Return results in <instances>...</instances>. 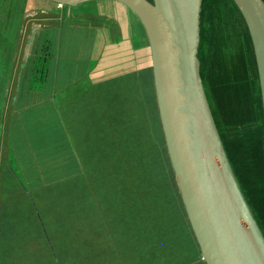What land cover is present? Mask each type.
<instances>
[{
	"label": "rangeland",
	"instance_id": "obj_1",
	"mask_svg": "<svg viewBox=\"0 0 264 264\" xmlns=\"http://www.w3.org/2000/svg\"><path fill=\"white\" fill-rule=\"evenodd\" d=\"M24 1L22 36L26 43L34 24L46 25L53 22L41 10L61 14L66 8H73L76 15L71 16L70 22L75 24H69V27L76 29L72 25L84 24L94 28L106 27L112 36L121 22V15L125 13L121 4L112 0H93L76 6L61 7L45 0ZM216 1L200 0V45L197 49L199 74L201 73L205 87L208 88L212 117L221 134L227 161L239 190L254 219H263L262 120L253 52L241 20L234 12L224 14V9L218 7ZM47 4L55 9H43ZM10 8L15 16L20 11L13 10L14 5ZM127 12V20L131 24L129 31L132 35V49L119 48L116 56L112 48L105 50L106 55L101 59L102 69L96 72L98 80L91 87L90 94L78 98L59 112L65 130L76 124H71L73 117L69 110L75 109L78 102L86 99L92 98L93 105L91 102L90 105L96 108L91 118L100 121L102 100L95 98L99 95L96 90L98 86L100 89L101 84L133 71L145 72L151 67L143 29L140 23L136 24V17L128 10ZM69 19L70 17L63 19L60 25H64L62 30L59 27L62 36L67 34L65 24ZM19 24L21 25V21ZM19 27L14 25L8 35L7 43L10 46L19 38ZM79 32L85 34L81 30ZM82 34H77V38L68 42L71 45L77 44L83 38ZM140 34L142 38H137ZM70 53L73 54V47ZM27 55L21 48L18 61L22 62ZM1 59H6L7 62H3L1 66L0 82L2 74L12 72L8 57L0 55ZM94 64L95 61H90L85 73ZM86 76L85 74L83 77ZM219 79L223 82L231 81L235 85L228 96L223 89H213L212 83L216 86ZM121 97L130 103L131 91L124 90ZM140 101L142 102L141 93ZM146 110L148 109L144 112ZM142 111L141 109L140 112ZM148 114L149 118L152 117L151 113ZM154 125L156 146L150 149V144H145L141 159L136 163H143V168L123 170L118 174L117 170L113 171L109 167L108 161L99 163L98 168L97 158L82 155L78 147L76 158L80 174L73 178L28 189L23 181L20 182L11 174L8 179L15 181L13 188L6 190L0 185V207L3 206L0 208V217L4 213L0 220V264H55L42 237L44 228L48 234L53 235L58 264H204L190 229L176 180L173 181L170 174H165V170L161 169V147L157 146L159 128L157 122ZM258 188L263 190V198ZM37 214L41 217L42 226ZM261 221L263 227H257L264 238V220ZM36 235L38 238L34 240Z\"/></svg>",
	"mask_w": 264,
	"mask_h": 264
},
{
	"label": "water",
	"instance_id": "obj_2",
	"mask_svg": "<svg viewBox=\"0 0 264 264\" xmlns=\"http://www.w3.org/2000/svg\"><path fill=\"white\" fill-rule=\"evenodd\" d=\"M47 1L76 6L93 0ZM112 1L137 18L147 39L164 143L203 263L264 264V238L231 171L200 79V0ZM232 2L253 52L264 162V5L261 0Z\"/></svg>",
	"mask_w": 264,
	"mask_h": 264
},
{
	"label": "crops",
	"instance_id": "obj_3",
	"mask_svg": "<svg viewBox=\"0 0 264 264\" xmlns=\"http://www.w3.org/2000/svg\"><path fill=\"white\" fill-rule=\"evenodd\" d=\"M29 3L31 4V1ZM121 7L125 9V13L121 15V22L118 21L117 30H112L117 36L114 32L113 36L109 34L106 27L94 28L87 24L72 25L76 28L72 29L69 24L75 23L70 22L71 16L76 15L73 8H66L61 14L41 10L46 14V18L53 22L46 25L34 24L31 27L28 55L19 62L20 49H24L26 44L22 36L25 19L22 14L19 38L11 47V57H8L12 72L2 74L0 82V159L5 166V169L0 170L1 187L6 190L13 188L15 181L8 179L11 174L20 182L23 181L28 189H35L43 184H54L80 174L72 144L76 138L71 140L70 133L66 132L61 122L59 112L72 105L78 98L90 94L91 87L98 80L96 72L102 69L101 59L106 55V49L112 48L115 56L119 48L132 49L128 12L123 5ZM45 8L53 7L47 4L43 9ZM69 17L68 23L65 24L67 34L62 36L59 29L62 30L64 25H60L63 19ZM135 20L136 24H139L136 18ZM133 24L135 25L134 19ZM134 29L136 30V27ZM77 34H82L83 38L75 43L76 45H71L68 40L77 38ZM138 37L142 38V35H137ZM135 38L136 35L133 40ZM90 61H95V64L85 73ZM3 62H7L6 59L0 60V72ZM85 74L87 76L83 77ZM72 110H69L70 115ZM3 216L2 212L0 220ZM36 216L42 226L41 217L38 214ZM42 235L55 264H58L55 259L53 235L48 234L45 228ZM37 238L38 235L33 239Z\"/></svg>",
	"mask_w": 264,
	"mask_h": 264
},
{
	"label": "trees",
	"instance_id": "obj_4",
	"mask_svg": "<svg viewBox=\"0 0 264 264\" xmlns=\"http://www.w3.org/2000/svg\"><path fill=\"white\" fill-rule=\"evenodd\" d=\"M45 1L49 2L47 0ZM25 3L26 2L24 0H0V38L2 39V43L0 44V53H4L7 57H9L8 55L12 49L11 48L12 46H10L9 43H7L8 42L7 38L10 31L13 29V26L19 25L21 21V16L23 14V9H24L23 6H25ZM216 3L219 4L218 7L224 9L225 11L224 14H227L229 11L230 13L234 12L238 16V18L241 20L243 24L246 36L248 38V33L244 26L243 20L239 12L237 11L235 5L233 4L232 0H217ZM12 5H14L13 10H17V11L20 10L16 16L11 12L10 7ZM13 20L15 21L13 22ZM8 25H10V28L6 29ZM248 42H249V38H248ZM200 78L206 96V100L212 115V111H211L212 108L210 106V94L208 92V88L205 87L202 76ZM234 86L235 85L232 84L231 81L223 82L220 79L217 81L216 86L212 83L213 89L215 88L223 89L227 96L233 91ZM96 90L99 93V95L95 98H101L102 100V103L100 105L102 107L101 108L102 112H101V116H99V118H101L99 122L91 118V114L94 113L96 109L95 107L91 106L93 105V103L91 102L92 98L78 102V104L75 105V109L71 111V116L73 117V121L71 124L74 123L76 124H74L73 127H69L68 130H66V132L70 133L71 140L73 138H76V140L72 143L73 148L75 149L74 150L75 153L78 154L77 148L79 147L82 151V155H85L86 157L91 156L94 159L97 158L96 164H98V168H100L99 163L102 164L103 162L108 161L110 162L109 167L113 171L117 170L118 174H120L123 170H133V169L143 168V163L140 164H136V163L138 160L141 159L140 158L141 153L144 149L145 144H150V149L155 148L156 128L154 124L155 122H157V126L159 128V135H157V137H159V144L157 146L161 147L160 161L161 163H163L161 169L165 170L164 171L165 174L166 173L170 174L172 180L174 179L173 181H175V177L173 175L167 157V153L165 150L161 128L159 124L157 106L155 103L154 89L152 84L151 67L149 66L145 72L133 71L130 74L118 77L117 79L112 80L109 83H104L103 85L101 84L100 89L98 86ZM124 90L131 91V99L129 100L130 103L127 102L125 98L123 99L121 97V94L124 92ZM140 93L142 94V102L140 101ZM257 94L259 96L258 84H257ZM259 102H260V98H259ZM140 103H142V105L144 106H141ZM95 105L97 106L98 104L95 103ZM141 109L143 110L142 112H140ZM145 109L148 110L144 112ZM148 113H151L152 117L149 118ZM260 115H261V105H260ZM212 118L215 125L214 117ZM244 124L245 125L247 124L246 120L244 121ZM128 127H130V129H128ZM95 128H96V132H95ZM216 130L221 140L222 139L221 134L219 133L217 127ZM260 134L262 135V125H261ZM221 144L227 158V154L224 145L222 143V140H221ZM103 167L106 168V166ZM1 169L2 170L5 169L2 159H0V170ZM262 173L264 177L263 149H262ZM0 185H1V178H0ZM258 190H259V194L261 193L263 198V193H262L263 190L261 191V189L259 188ZM261 220H264V218L254 219V221L259 224V225L257 224V226L263 227V224H261L263 222Z\"/></svg>",
	"mask_w": 264,
	"mask_h": 264
},
{
	"label": "built area",
	"instance_id": "obj_5",
	"mask_svg": "<svg viewBox=\"0 0 264 264\" xmlns=\"http://www.w3.org/2000/svg\"><path fill=\"white\" fill-rule=\"evenodd\" d=\"M261 2L263 3V5H264V0H261Z\"/></svg>",
	"mask_w": 264,
	"mask_h": 264
}]
</instances>
